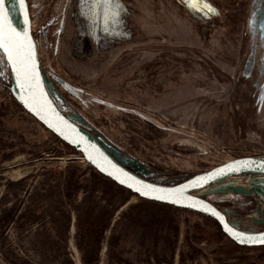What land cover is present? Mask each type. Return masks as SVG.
Returning <instances> with one entry per match:
<instances>
[{
  "label": "rangeland",
  "instance_id": "rangeland-1",
  "mask_svg": "<svg viewBox=\"0 0 264 264\" xmlns=\"http://www.w3.org/2000/svg\"><path fill=\"white\" fill-rule=\"evenodd\" d=\"M28 1L49 91L121 164L171 185L264 159V0ZM10 87L0 53V264H264L212 218L96 180ZM193 191L264 230V174Z\"/></svg>",
  "mask_w": 264,
  "mask_h": 264
},
{
  "label": "water",
  "instance_id": "water-1",
  "mask_svg": "<svg viewBox=\"0 0 264 264\" xmlns=\"http://www.w3.org/2000/svg\"><path fill=\"white\" fill-rule=\"evenodd\" d=\"M6 30H15L22 39L6 40L8 50L0 48L11 74V93L21 106L62 142L81 155L96 172L142 199L196 211L217 222L221 232L238 246H264V230L247 231L232 225L226 214L193 190L245 174H264V159L254 156L234 158L209 170L190 175L176 184L146 179L115 159L89 133L81 129L59 107L49 91L41 67L38 44L33 33L28 0H4ZM147 193V194H145ZM165 197L161 199L159 197ZM230 230V231H229ZM236 233L238 235H233ZM243 241V242H241Z\"/></svg>",
  "mask_w": 264,
  "mask_h": 264
},
{
  "label": "snow or ice",
  "instance_id": "snow-or-ice-1",
  "mask_svg": "<svg viewBox=\"0 0 264 264\" xmlns=\"http://www.w3.org/2000/svg\"><path fill=\"white\" fill-rule=\"evenodd\" d=\"M3 5H4V0H0V48H4L5 50H8L6 40L10 38L9 33L11 34V37H14L16 40H20L22 38L20 37L19 33L15 32V30H11V29L6 30V23H7L6 12L3 8ZM159 198L164 199L165 197L161 196ZM233 235L235 236L238 234L233 233ZM261 242H264V241H261Z\"/></svg>",
  "mask_w": 264,
  "mask_h": 264
},
{
  "label": "trees",
  "instance_id": "trees-1",
  "mask_svg": "<svg viewBox=\"0 0 264 264\" xmlns=\"http://www.w3.org/2000/svg\"><path fill=\"white\" fill-rule=\"evenodd\" d=\"M66 144V143H65ZM67 146H69V145H67ZM70 147V146H69ZM72 148V147H71ZM91 167V166H90ZM91 169H92V171H93V176H94V178H96V180H98V181H102V180H105V181H108L109 183H111V184H113V185H115L116 187H118V188H120V189H122V187H120V186H118V185H116L113 181H111V180H109V179H107V178H105L104 176H102L101 174H99L98 172H96L92 167H91ZM192 193H194V191H192ZM155 203H157V202H155ZM213 203V202H212ZM158 204H162V205H166V206H170V205H168V204H163V203H158ZM216 205V204H215ZM217 206V205H216ZM170 207H174V206H170ZM220 210H222L219 206H217ZM174 208H178V207H174ZM180 209H182V208H180ZM184 210H187V209H184ZM223 211V210H222ZM224 212V211H223ZM215 221V220H214ZM215 223H216V225H217V228H218V230L221 232V229H220V227H219V225L217 224V222L215 221ZM100 236H98L97 238H99ZM97 242V241H96Z\"/></svg>",
  "mask_w": 264,
  "mask_h": 264
},
{
  "label": "bare ground",
  "instance_id": "bare-ground-1",
  "mask_svg": "<svg viewBox=\"0 0 264 264\" xmlns=\"http://www.w3.org/2000/svg\"><path fill=\"white\" fill-rule=\"evenodd\" d=\"M10 5H13V0H7Z\"/></svg>",
  "mask_w": 264,
  "mask_h": 264
},
{
  "label": "crops",
  "instance_id": "crops-1",
  "mask_svg": "<svg viewBox=\"0 0 264 264\" xmlns=\"http://www.w3.org/2000/svg\"><path fill=\"white\" fill-rule=\"evenodd\" d=\"M148 201V200H147ZM152 202V201H151Z\"/></svg>",
  "mask_w": 264,
  "mask_h": 264
}]
</instances>
